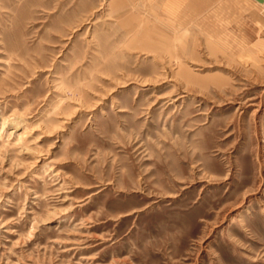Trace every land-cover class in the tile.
Wrapping results in <instances>:
<instances>
[{
    "label": "rangeland",
    "instance_id": "374dc122",
    "mask_svg": "<svg viewBox=\"0 0 264 264\" xmlns=\"http://www.w3.org/2000/svg\"><path fill=\"white\" fill-rule=\"evenodd\" d=\"M222 1L0 0V264H264V6Z\"/></svg>",
    "mask_w": 264,
    "mask_h": 264
},
{
    "label": "crops",
    "instance_id": "0c3cea01",
    "mask_svg": "<svg viewBox=\"0 0 264 264\" xmlns=\"http://www.w3.org/2000/svg\"><path fill=\"white\" fill-rule=\"evenodd\" d=\"M241 1V0H240ZM245 1H247L248 3H249V1H251V3L252 4H254V5H256V6H264V2H258L257 0H245ZM221 4L223 5V6H225L226 8L227 7H229L230 5L232 6V5H234L235 3H234V0H223L222 2H221ZM220 4V5H221ZM241 6V5H240Z\"/></svg>",
    "mask_w": 264,
    "mask_h": 264
},
{
    "label": "water",
    "instance_id": "95a60500",
    "mask_svg": "<svg viewBox=\"0 0 264 264\" xmlns=\"http://www.w3.org/2000/svg\"><path fill=\"white\" fill-rule=\"evenodd\" d=\"M257 1H259V2H261V3L264 2V0H257Z\"/></svg>",
    "mask_w": 264,
    "mask_h": 264
},
{
    "label": "bare ground",
    "instance_id": "6f19581e",
    "mask_svg": "<svg viewBox=\"0 0 264 264\" xmlns=\"http://www.w3.org/2000/svg\"><path fill=\"white\" fill-rule=\"evenodd\" d=\"M259 2V1H258Z\"/></svg>",
    "mask_w": 264,
    "mask_h": 264
}]
</instances>
